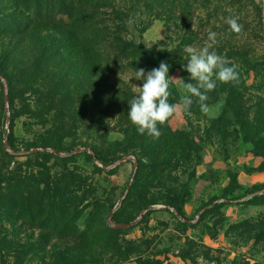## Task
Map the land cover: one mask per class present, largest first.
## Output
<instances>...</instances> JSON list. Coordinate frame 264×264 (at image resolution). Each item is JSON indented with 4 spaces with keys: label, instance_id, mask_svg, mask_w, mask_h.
Returning <instances> with one entry per match:
<instances>
[{
    "label": "rangeland",
    "instance_id": "rangeland-1",
    "mask_svg": "<svg viewBox=\"0 0 264 264\" xmlns=\"http://www.w3.org/2000/svg\"><path fill=\"white\" fill-rule=\"evenodd\" d=\"M185 4L0 0V264H264V0ZM210 31L239 79L189 113ZM161 62L178 111L154 139L127 100Z\"/></svg>",
    "mask_w": 264,
    "mask_h": 264
},
{
    "label": "clouds",
    "instance_id": "clouds-1",
    "mask_svg": "<svg viewBox=\"0 0 264 264\" xmlns=\"http://www.w3.org/2000/svg\"><path fill=\"white\" fill-rule=\"evenodd\" d=\"M230 27L235 31H240V26L236 19L228 21ZM208 41L199 51L193 48H186L187 63L182 64V68L189 74L186 81H182L181 103L186 112L190 113L193 97L198 98L200 108L203 113L209 111L204 101L207 100V93L216 87V80L224 83L238 82L239 72L237 66L230 65V62L210 49L216 43V33H208ZM162 50V49H161ZM172 51L171 49H167ZM170 65L161 62L158 68L145 71L140 68L134 73L136 81H142V86L132 88L134 95L128 101V118L136 126L140 134H147L154 139H159L161 131L158 126L164 125L178 108L175 103H170L169 80ZM173 78V77H172Z\"/></svg>",
    "mask_w": 264,
    "mask_h": 264
},
{
    "label": "trees",
    "instance_id": "trees-1",
    "mask_svg": "<svg viewBox=\"0 0 264 264\" xmlns=\"http://www.w3.org/2000/svg\"><path fill=\"white\" fill-rule=\"evenodd\" d=\"M134 1H136V2H144V1H146V0H134ZM160 1H163V2H168L170 5L168 6V7H163V6H160L161 7V9H163V11H165V12H170V13H172V14H176V13H178L179 15H184V14H186V11H183V10H180V9H185V7H186V4L185 3H187V0H160ZM104 8H108V7H110L111 8V6H103ZM163 7V8H162ZM76 9V8H75ZM91 9H93V11H92V15H91V17H95V16H97V14H99L100 12H97V11H95V8H94V6L91 8ZM108 10V9H107ZM113 10H115L114 11V14H117L118 13V11H120V10H122V7H119V9H117V8H115V7H113ZM123 10H126V8H124ZM121 11V13H124V11ZM110 11V10H109ZM100 14H102V13H100ZM104 14V16L105 15H107V16H110L111 15V12H104L103 13ZM152 14V13H151ZM118 15V14H117ZM118 17H120V16H118ZM184 17V16H183ZM184 19V21H187V18H183ZM123 19L121 18L120 19V21H122ZM123 24V23H122ZM91 28H93L92 26H91ZM111 28H116V29H118V26H117V24H113V26H111ZM111 28H109L108 27V29H111Z\"/></svg>",
    "mask_w": 264,
    "mask_h": 264
}]
</instances>
